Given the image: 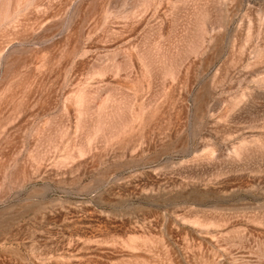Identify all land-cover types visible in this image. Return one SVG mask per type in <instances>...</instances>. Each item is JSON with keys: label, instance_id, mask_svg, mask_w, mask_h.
Returning a JSON list of instances; mask_svg holds the SVG:
<instances>
[{"label": "rangeland", "instance_id": "374dc122", "mask_svg": "<svg viewBox=\"0 0 264 264\" xmlns=\"http://www.w3.org/2000/svg\"><path fill=\"white\" fill-rule=\"evenodd\" d=\"M0 264H264V0H0Z\"/></svg>", "mask_w": 264, "mask_h": 264}]
</instances>
